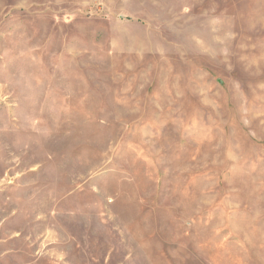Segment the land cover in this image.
<instances>
[{
  "label": "rangeland",
  "instance_id": "374dc122",
  "mask_svg": "<svg viewBox=\"0 0 264 264\" xmlns=\"http://www.w3.org/2000/svg\"><path fill=\"white\" fill-rule=\"evenodd\" d=\"M0 264H264V0H0Z\"/></svg>",
  "mask_w": 264,
  "mask_h": 264
}]
</instances>
